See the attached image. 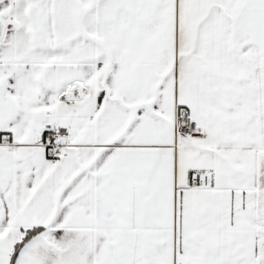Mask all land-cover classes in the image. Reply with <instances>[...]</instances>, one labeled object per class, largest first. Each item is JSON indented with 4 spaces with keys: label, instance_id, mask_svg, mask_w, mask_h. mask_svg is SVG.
I'll use <instances>...</instances> for the list:
<instances>
[{
    "label": "snow or ice",
    "instance_id": "snow-or-ice-1",
    "mask_svg": "<svg viewBox=\"0 0 264 264\" xmlns=\"http://www.w3.org/2000/svg\"><path fill=\"white\" fill-rule=\"evenodd\" d=\"M0 264H264V0H0Z\"/></svg>",
    "mask_w": 264,
    "mask_h": 264
}]
</instances>
